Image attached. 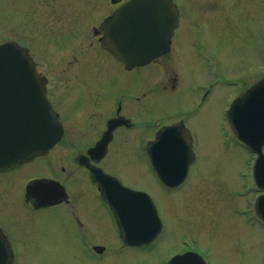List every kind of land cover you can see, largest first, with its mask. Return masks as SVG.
I'll return each instance as SVG.
<instances>
[{
  "label": "flooded vegetation",
  "instance_id": "af4514ba",
  "mask_svg": "<svg viewBox=\"0 0 264 264\" xmlns=\"http://www.w3.org/2000/svg\"><path fill=\"white\" fill-rule=\"evenodd\" d=\"M108 1L109 12L98 25L91 23L88 41L79 46L73 43L74 36L81 34L77 40L84 37L82 27L86 21L80 18L81 14L70 16L64 7L58 10L53 0H50L51 15L55 14L57 21H52L49 15L51 22L44 23L50 33L44 30L43 38L34 39L37 43L33 47L17 41L33 60L36 86L44 91L62 134L47 153L0 170L1 264L65 255L80 259L81 264L88 258L98 264H214V255L223 256L231 251L240 261L244 260L242 242L237 250L229 248L227 232L220 225L221 222L225 225L224 221L215 222L224 236V243L218 244L210 235L214 221L210 224L201 215H190V209L183 203L178 207L162 203V198L183 188L187 189L184 193L188 197L194 190L205 189L199 181L203 186L202 181L208 179L209 173L191 172V168L200 159L194 147V125L214 87L209 54L203 53L202 45L192 43L188 45L190 53L184 55L175 43L182 15L177 6L179 22L169 51L147 65L126 67L102 48L100 26L128 0ZM37 19L38 15L34 21ZM71 22L75 25L73 34L69 31ZM34 25L37 29L39 22ZM76 26H81L78 31ZM188 57L195 61L203 79L191 77L193 68ZM261 79L264 73L254 82L239 85L232 100ZM173 97L177 104L167 107L166 102L173 101ZM155 99L160 102L158 106L152 103ZM169 126H175L167 136L169 139L182 138L184 129L189 131V148L194 156L188 151L183 157L172 156L174 148L166 144L154 147L157 134ZM146 149L163 168L171 170L164 173L166 176L176 177L178 171H172L178 168L175 163L184 162L187 166L184 180L173 187L164 184ZM92 170L117 179L136 195L116 196L124 191L109 189L115 195L111 198L114 210L105 198L106 182L102 177L95 180ZM36 179L59 182L63 190L50 191L63 195L44 205L27 197L26 186ZM253 185L255 197L264 194L254 182ZM146 194L155 211H151L150 202L145 203ZM213 211H209L211 221L216 219ZM235 213L243 217L240 212ZM256 218L250 224L261 226ZM158 225L159 233L146 242L150 227ZM201 235L206 239L203 242ZM64 245L71 246L70 252L63 249Z\"/></svg>",
  "mask_w": 264,
  "mask_h": 264
},
{
  "label": "rangeland",
  "instance_id": "374dc122",
  "mask_svg": "<svg viewBox=\"0 0 264 264\" xmlns=\"http://www.w3.org/2000/svg\"><path fill=\"white\" fill-rule=\"evenodd\" d=\"M31 1L33 0H0V43L19 41L33 47L37 43L34 39L43 38L46 30L44 23L51 22L48 16L52 21H57L55 14L53 17L51 15L53 9L50 0H38V3L30 6ZM53 1L58 10L64 7L70 16L81 14L80 18L86 21L82 27L84 37L77 40L81 34L74 36L73 43L76 42V46L88 41L86 38L92 27L91 23L98 25L110 10L107 7L108 0ZM174 3L182 11L175 43L179 44L184 55L190 53L187 51L188 45H202L200 49L210 57L214 87L193 129L194 147L200 159L193 165L191 172L209 173L208 179L202 181L203 186L199 181V185L205 189L197 192L194 190L188 197L184 193L187 189L183 188L175 195L162 198L163 206L168 204L178 207L183 203L181 205H187L190 209V215H201V219L210 224L213 221L215 224L219 219L224 221L225 225L222 222L220 225L227 232L228 247L231 250L236 247L237 250L242 242L244 260L240 261L238 255L231 251L223 256L214 255V264H264V227L250 224L255 220L252 155L235 141L226 120V110L233 96L238 93L239 85L254 82L264 73V0H174ZM37 15L38 19L34 21ZM34 22H39L37 29L33 27ZM80 27L76 26V31ZM74 28L75 25L71 22L69 31L72 34ZM46 31L50 33V30ZM43 43L46 45L45 41ZM188 59L193 68L191 77L203 79L194 65L195 61L189 57ZM152 103L154 106L160 104L156 99ZM176 104L174 97L173 101L166 102L167 107ZM148 172L146 161V173ZM164 209L169 210L167 207ZM209 211H213L215 220L211 221ZM235 211L243 214V217ZM220 228L215 224V228L210 231L218 244L224 243ZM204 238L201 235L202 242L206 240ZM70 248L68 245L63 247L69 252ZM95 262L91 258L84 261L85 264H98ZM20 264H81V260L65 255L46 259H22Z\"/></svg>",
  "mask_w": 264,
  "mask_h": 264
},
{
  "label": "water",
  "instance_id": "95a60500",
  "mask_svg": "<svg viewBox=\"0 0 264 264\" xmlns=\"http://www.w3.org/2000/svg\"><path fill=\"white\" fill-rule=\"evenodd\" d=\"M177 16L178 10L172 0H129L105 19L101 26L104 30L101 45L127 67L147 64L168 51ZM35 76L34 64L26 49L15 42L0 44V169L47 152L61 137V126L44 91L36 86ZM226 116L235 136L257 155L254 179L264 188V80L235 99ZM173 130V127L164 130L154 145L173 146L171 155L183 157L187 154V139L185 136L176 140L167 138L168 132ZM152 163L161 180L169 186L179 184L185 177L187 166L184 162L175 163L178 167L175 168L176 177L164 175L166 168L158 162ZM93 177L95 180L102 177L104 184L106 182L105 198L112 208L111 198L115 195H136L101 172L94 171ZM114 188L124 192L113 196L109 189ZM51 189L63 187L55 181L35 180L27 185L26 195L39 204H49L63 194L53 193ZM145 203H149L148 198ZM255 208L264 223V195L257 199ZM150 230L146 233V242L158 234L160 226L150 227Z\"/></svg>",
  "mask_w": 264,
  "mask_h": 264
}]
</instances>
